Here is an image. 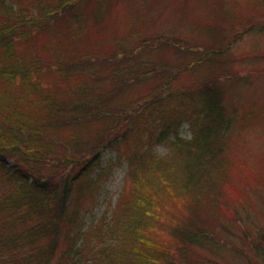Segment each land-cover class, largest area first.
I'll return each mask as SVG.
<instances>
[{
  "label": "trees",
  "instance_id": "16d2710c",
  "mask_svg": "<svg viewBox=\"0 0 264 264\" xmlns=\"http://www.w3.org/2000/svg\"><path fill=\"white\" fill-rule=\"evenodd\" d=\"M84 1L0 0V264H196L193 249L215 243L209 225L218 211L211 208L232 209L224 187L229 171L239 170L227 155L235 119L216 84L181 87L175 80L180 69L215 64L233 38L220 49L180 47L170 38L194 56L177 69L165 61L129 64L147 45L141 35L103 56L84 53L73 42L85 29L77 12ZM60 23L70 49L53 42L43 54L25 48L38 34L58 32ZM249 29L263 30L264 23H250L236 36ZM179 35L154 31L153 43ZM109 63L110 88L95 90L93 80L105 76L97 67ZM81 69L88 78L77 76ZM147 79L152 83L143 87ZM256 115L248 111L245 119ZM184 118L189 138L178 133ZM160 141L169 147L163 156L152 150ZM104 148L116 155L102 165ZM116 161L126 163L129 188L83 229L78 196L94 199ZM161 230L167 241L157 236Z\"/></svg>",
  "mask_w": 264,
  "mask_h": 264
},
{
  "label": "rangeland",
  "instance_id": "374dc122",
  "mask_svg": "<svg viewBox=\"0 0 264 264\" xmlns=\"http://www.w3.org/2000/svg\"><path fill=\"white\" fill-rule=\"evenodd\" d=\"M99 2H103L104 11L98 10L100 14L96 17V4ZM77 12L83 15L85 29L73 42L84 53L107 54L120 40L132 34L141 35L140 38L145 39L147 45L129 64L147 60L165 61L171 68L177 69L194 56L191 51L176 49L170 38L178 41L180 47L213 46L218 49L233 38L231 46L224 49L215 64L207 62L191 70L180 69L175 80L176 85L181 87L191 83L194 86L203 85L204 82L207 85L216 84L223 108L235 119L227 137V155L235 161L239 170L229 171L224 187L232 201V209L221 206L211 208L218 211L216 219L209 225V234L215 243L195 247L190 255L196 264H264V251L259 252L264 250V236L258 237L261 248H254L252 242L259 229L264 231V29H249L236 36L237 31L250 23H264V0H86ZM68 21L74 28L81 27L72 16H68ZM60 24L62 26L57 29L58 32L38 34L25 44V48L43 54L44 45L62 43V48L70 49L66 38L67 25ZM213 24L221 28L207 33L208 27ZM163 30H176L180 35L161 38L164 45L160 46L161 42L154 44L158 39L154 38V31ZM138 42L136 40L134 43ZM113 68L112 63L97 67L96 73L105 76H101L98 82L93 80L91 84L95 90L110 88L113 79L109 74ZM81 70L77 76L88 78L86 70ZM50 81L51 78L48 79ZM146 81L143 87L148 82L152 83L148 79ZM135 92L132 93L134 96ZM248 111L257 113V117L246 120ZM169 133L171 136L172 132ZM178 133L183 138L192 135L185 118ZM153 145V152L159 156L169 151L164 141L154 142ZM120 148L125 150L122 144ZM115 155L114 149H102V165L113 160ZM240 163L244 165L240 166ZM126 171V163L116 161L111 172L92 192L94 199L78 196L83 229L114 206L123 186L129 188ZM2 187L0 183V190ZM157 236L162 241L169 239L165 230L159 231Z\"/></svg>",
  "mask_w": 264,
  "mask_h": 264
}]
</instances>
